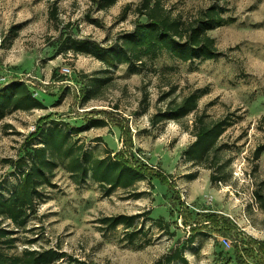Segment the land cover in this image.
I'll return each mask as SVG.
<instances>
[{
	"label": "rangeland",
	"instance_id": "1",
	"mask_svg": "<svg viewBox=\"0 0 264 264\" xmlns=\"http://www.w3.org/2000/svg\"><path fill=\"white\" fill-rule=\"evenodd\" d=\"M140 2L118 0L98 10L90 0H0V84L21 80L45 105L0 119V193L7 197L18 181L5 161L16 160L26 137L51 121L80 126L104 120L105 126L73 140L97 157L120 150L147 171L132 187L106 194L89 177L74 183L58 165L40 188L35 213L15 232L10 252L53 248L90 264H152L194 233L183 253L187 264H237L235 246L248 264H264V253L250 241L264 242V151L256 156L264 146V0H162L172 16L184 21L215 2L226 9L233 22L208 32L219 52L211 60L184 62L163 53L131 73L126 64L108 67L67 49V39L115 45L136 21H145L135 11ZM94 77L108 80L94 98L82 102L81 90ZM193 91L200 93L195 111L180 121L150 123L170 101L179 103ZM143 99L148 103L144 111ZM199 116L207 123H229L216 140L220 163L227 162L221 174L225 181L211 183L214 169L183 155L194 141ZM153 172H162L170 187ZM119 214L139 217L131 227L100 222ZM8 223L3 225L11 228ZM248 247L253 254L248 255Z\"/></svg>",
	"mask_w": 264,
	"mask_h": 264
},
{
	"label": "trees",
	"instance_id": "2",
	"mask_svg": "<svg viewBox=\"0 0 264 264\" xmlns=\"http://www.w3.org/2000/svg\"><path fill=\"white\" fill-rule=\"evenodd\" d=\"M90 1L98 10H105L118 0ZM128 8V5L123 8L120 20L125 18ZM225 10L215 2L199 10L193 20L184 21L172 16L164 7L162 0H141L135 11L144 16L145 21H136L134 28L121 34L115 45L103 46L87 39H67V49L75 54L89 55L108 67L126 64L131 73L138 72L145 59H156L163 53L184 62L211 60L218 57L219 52L214 38L208 32L233 22L231 17L224 15ZM54 14L52 10L51 18H54ZM107 80V77L91 79L81 90V101L94 98L98 88L106 84ZM199 97L200 93L193 91L179 103L170 101L164 110L151 116L150 123L157 125L167 120L180 121L196 110ZM143 102L144 111L148 103L145 99ZM44 106L41 100L32 95L23 81L11 80L6 84H0V119L13 111L42 109ZM203 117L199 116L195 119L194 141L188 145L183 155L187 161L204 163L205 168H213L214 173L210 175L211 183L225 181L221 174L227 162L220 163V147L216 146V140L229 123L225 121L207 123ZM105 124L102 119H89L80 126L59 121H51L47 127L39 124L26 137L22 154L16 160L5 161L11 164L13 174L18 176V181L7 197L0 193V264H54L64 257H66L65 264H90L53 248H24L19 253H11L10 250L16 242L15 232L23 228L29 217L35 213L41 199L40 188L49 184L50 176L58 165L63 166L74 183L82 184L89 177L96 181L106 194L116 188H130L134 183L145 178L146 169L125 158L122 151L97 157L72 138L73 135L93 127H103ZM127 142L130 146V139ZM262 151L264 146L256 150V156ZM151 174L162 184L170 187L167 177L162 172ZM212 216L214 215H208L210 221L215 223ZM137 217L139 215L119 214L103 217L100 222L109 228H114L118 224L131 227ZM6 221L11 228L3 225ZM156 224L163 226L162 219H157ZM229 225L234 227V224L229 223ZM194 237V233L191 234L185 245L161 256L152 264H170L174 261L187 264L183 253L194 241ZM250 241L257 244L258 250L264 253V242ZM239 252L235 246L234 256L237 264H248ZM246 252L248 255L253 254L252 247H248Z\"/></svg>",
	"mask_w": 264,
	"mask_h": 264
},
{
	"label": "built area",
	"instance_id": "3",
	"mask_svg": "<svg viewBox=\"0 0 264 264\" xmlns=\"http://www.w3.org/2000/svg\"><path fill=\"white\" fill-rule=\"evenodd\" d=\"M63 73L64 74H68L69 73V69H63ZM222 244L224 245V247H228L229 246V241L227 240V238H222Z\"/></svg>",
	"mask_w": 264,
	"mask_h": 264
}]
</instances>
